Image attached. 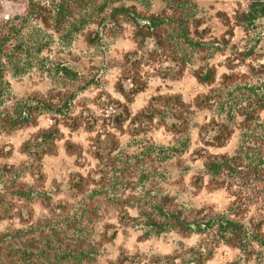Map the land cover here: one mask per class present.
<instances>
[{
  "label": "trees",
  "instance_id": "16d2710c",
  "mask_svg": "<svg viewBox=\"0 0 264 264\" xmlns=\"http://www.w3.org/2000/svg\"><path fill=\"white\" fill-rule=\"evenodd\" d=\"M7 1L14 5V12L0 17V134L33 126L43 113L52 111L51 126L33 138L37 147L48 142L54 145L59 135V111L43 96L14 101L7 76L40 70L48 59L43 55L53 51L55 44H68L81 36L95 46L130 26L135 48L123 56L116 83L117 92L126 100L146 88L144 67L155 70L174 65L179 75L185 69L183 52L202 51L200 43L193 41L188 0H165L166 10L161 12L141 11L140 6H148L149 0ZM254 10L252 5L250 11L236 13L235 20L254 19ZM194 77L208 90L192 104L178 96H159L157 105L167 114L163 122L167 133L177 137L187 133L193 110L209 114L197 128L200 147L196 154L208 184L226 192L229 201L224 209L192 207L163 186L166 182H161L159 192L143 186V197L138 199H130L136 187L130 188L128 199L114 198L112 174L128 173V179L133 180L140 172L137 163L126 165L112 157L115 146L111 150L106 144L115 135L108 128L119 130L130 120L132 132L138 134L145 123L153 121L157 110L151 106L131 117L127 105L115 103L107 108L104 130L96 136L97 146L92 150L95 169L72 175L65 199L53 201L42 196L45 214L34 215L32 197L38 194L34 187L23 182L14 168L0 167V224L8 223L0 230V264H97L99 246L115 236L116 229L112 224L96 229L112 212L120 223L127 218L131 225L140 223L148 231L197 235L198 244L191 249L194 264L208 260L221 246L238 251V259L231 264H264V64H249L243 72L230 68L218 81L216 68L205 65L194 70ZM232 141L229 153L208 152ZM30 147L29 142L23 146L28 156ZM141 147V154L146 151L141 161L145 167L151 156L148 148ZM163 149L158 154H164ZM118 165L132 166V171L125 172L128 169H118Z\"/></svg>",
  "mask_w": 264,
  "mask_h": 264
},
{
  "label": "rangeland",
  "instance_id": "374dc122",
  "mask_svg": "<svg viewBox=\"0 0 264 264\" xmlns=\"http://www.w3.org/2000/svg\"><path fill=\"white\" fill-rule=\"evenodd\" d=\"M254 2L257 1L188 0L193 41L200 43L202 51L188 49L183 52L186 55L185 69L179 75L174 65L165 64L155 70L144 67L147 71L143 75L147 81L146 88L130 100L123 98L116 89L121 77L122 58L135 48L130 26L95 46L88 45L81 36L68 44H55L53 51L43 55L48 59L40 70L9 74L7 81L14 101L43 96L59 111V135L54 145L48 142L37 147L33 144L34 136L51 126L52 111L43 113L33 126L0 134V167L14 168L20 179L38 192L39 195L32 197L35 199L32 205L35 217L46 213L41 204L42 196H49L53 201L65 199L71 176L95 169L97 162L92 150L97 146L96 136L104 130L107 108L115 103L127 105L131 117L151 106L157 110L153 111V121L145 123L138 134L132 132L130 120L119 130L108 128L115 135V139H109L106 144L107 149L112 147L111 150L115 146L112 157H117L121 163L127 162L126 165L137 163L140 172L133 180L128 179V173H113L114 198L128 199L130 188L136 187L130 199H138L143 197V186L149 187L152 192H159L161 182H166L163 186H168L170 192H175L181 201L192 207L224 209L229 201L226 192L208 184V178L203 176L202 160L196 154L200 147L197 128L209 118V114L193 110L189 115L191 123L187 133L177 137L167 133L163 125L167 114L162 108L158 109L160 101L156 99L159 96H178L184 103L192 104L198 95L208 90L194 77V70L200 66H214L218 81L230 68L243 72L249 64L263 65L264 0H260L259 5ZM148 4L139 5L141 11L161 12L167 6L165 0H149ZM252 5L257 10L255 18L237 22L236 13L248 12ZM13 12L11 2L0 0V17H9ZM91 125L93 127L89 129ZM28 142L31 146L29 156L23 150ZM233 144L232 141L224 148H210L208 152L229 153ZM69 145L71 151L68 150ZM141 146L148 148L151 156V159H146L145 167L141 161L146 151L141 154ZM161 148H164V154H158ZM169 148L176 150L170 151ZM78 154L82 156L80 159ZM131 167L125 172L132 171ZM129 212L135 214L134 211ZM12 222L17 224L16 220ZM7 224L1 223L0 230ZM106 224L113 225L116 235L99 246L97 264H194L191 249L198 244L197 235L185 237L173 231H148L140 223L131 225L127 218L120 223L115 212L96 230H103ZM112 230L109 229L110 235ZM238 257L237 250L221 246L214 250L211 258L198 264H231Z\"/></svg>",
  "mask_w": 264,
  "mask_h": 264
}]
</instances>
